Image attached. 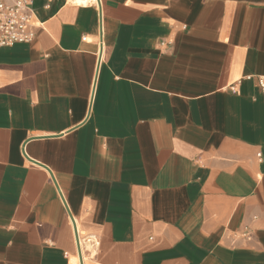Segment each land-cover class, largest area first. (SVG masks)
<instances>
[{
    "label": "crops",
    "instance_id": "obj_1",
    "mask_svg": "<svg viewBox=\"0 0 264 264\" xmlns=\"http://www.w3.org/2000/svg\"><path fill=\"white\" fill-rule=\"evenodd\" d=\"M76 3L0 47V264H264V0Z\"/></svg>",
    "mask_w": 264,
    "mask_h": 264
},
{
    "label": "built area",
    "instance_id": "obj_2",
    "mask_svg": "<svg viewBox=\"0 0 264 264\" xmlns=\"http://www.w3.org/2000/svg\"><path fill=\"white\" fill-rule=\"evenodd\" d=\"M83 1L76 4L94 7L102 13L103 0ZM34 2L35 0H0V47L30 43L34 40L36 36V25L33 22ZM172 43V40L160 42L161 45ZM245 79L256 80L261 93L264 94V75H247ZM231 90L236 91V85H233ZM242 236L248 237L249 233L244 232Z\"/></svg>",
    "mask_w": 264,
    "mask_h": 264
},
{
    "label": "bare ground",
    "instance_id": "obj_3",
    "mask_svg": "<svg viewBox=\"0 0 264 264\" xmlns=\"http://www.w3.org/2000/svg\"><path fill=\"white\" fill-rule=\"evenodd\" d=\"M77 3H83V0H76ZM87 245V244H86ZM83 253V252H82ZM84 257V256H83Z\"/></svg>",
    "mask_w": 264,
    "mask_h": 264
},
{
    "label": "water",
    "instance_id": "obj_4",
    "mask_svg": "<svg viewBox=\"0 0 264 264\" xmlns=\"http://www.w3.org/2000/svg\"><path fill=\"white\" fill-rule=\"evenodd\" d=\"M73 218V217H72ZM74 220V219H73ZM79 252H80V254H81V250H80V246H79Z\"/></svg>",
    "mask_w": 264,
    "mask_h": 264
}]
</instances>
